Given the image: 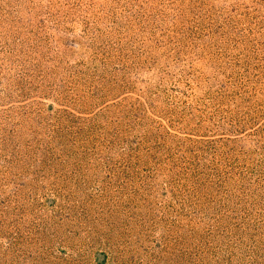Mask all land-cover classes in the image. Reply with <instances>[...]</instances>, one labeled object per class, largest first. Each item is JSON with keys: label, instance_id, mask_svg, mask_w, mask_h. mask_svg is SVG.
<instances>
[{"label": "rangeland", "instance_id": "obj_1", "mask_svg": "<svg viewBox=\"0 0 264 264\" xmlns=\"http://www.w3.org/2000/svg\"><path fill=\"white\" fill-rule=\"evenodd\" d=\"M0 264H264V0H0Z\"/></svg>", "mask_w": 264, "mask_h": 264}]
</instances>
